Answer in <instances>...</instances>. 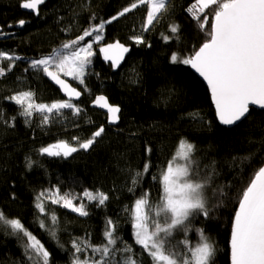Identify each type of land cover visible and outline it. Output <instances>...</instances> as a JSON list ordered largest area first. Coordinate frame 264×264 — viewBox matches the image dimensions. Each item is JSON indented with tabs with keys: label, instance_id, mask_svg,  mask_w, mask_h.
Returning <instances> with one entry per match:
<instances>
[{
	"label": "trees",
	"instance_id": "1",
	"mask_svg": "<svg viewBox=\"0 0 264 264\" xmlns=\"http://www.w3.org/2000/svg\"><path fill=\"white\" fill-rule=\"evenodd\" d=\"M23 2L0 0V28L4 30L0 51L19 58L11 62L0 59V67L5 68L0 76V210L10 219H19L44 244L51 254L50 264H72L73 241L94 246L105 243L108 220L113 221L114 236L119 237L116 247L131 245L140 264H152L135 243L132 207L145 193L151 203L160 201V174L176 157L180 142L186 140L195 145L192 167L198 171L196 178L206 182L209 210L207 217L200 213L190 218L187 239L192 245L199 243L202 229L216 249L213 264H230V235L241 194L255 171L264 165V111L252 109L239 126L223 127L204 82L189 65L172 62L173 55L181 60L188 58L208 41L212 16L207 10L201 15V21L205 15L208 20L202 28L201 21L189 11L195 0H170L167 12L147 31L146 6L105 24L101 43L92 47L84 83L70 80L83 93L78 104L82 111L78 115L65 112L62 119L51 118L44 123L38 112L31 117L21 115V107L9 99L30 91L36 103L50 105L52 99L65 100L42 72L31 67V62L64 51V44L76 40L91 26L111 20L134 0H44L38 15L24 12ZM21 20L24 25L16 29ZM173 25L178 26L177 32L171 31ZM95 35L85 37L78 46L93 41ZM136 36L145 43L137 44L133 39ZM117 41L132 49L119 70L105 62L100 50ZM100 95L121 108L119 127H108V116L90 107ZM100 127H105V132L88 150L80 149L66 158L40 151L59 141L78 146ZM56 189L78 197L74 204L83 202L89 214L80 216L47 199V216L40 213L36 197L42 191ZM85 191L103 192L109 199L98 205L83 196ZM52 213L58 219V241L40 227L41 220L51 226L48 217ZM184 239L183 232L172 238L174 244ZM179 250L183 251V245ZM79 255L81 259L94 255L100 258L91 248ZM125 255L116 251L106 259L117 264ZM0 264H31L24 240L3 224Z\"/></svg>",
	"mask_w": 264,
	"mask_h": 264
},
{
	"label": "snow or ice",
	"instance_id": "2",
	"mask_svg": "<svg viewBox=\"0 0 264 264\" xmlns=\"http://www.w3.org/2000/svg\"><path fill=\"white\" fill-rule=\"evenodd\" d=\"M44 0H24L21 7L33 10L39 14V5ZM170 0H134L111 20L102 21L83 32L76 40L63 45L65 51H55L53 54L31 62V67L46 74L52 81L69 96L68 100L56 101L52 104L35 103L34 93L21 92L9 99L13 100L22 109L21 115L31 117L33 112L43 114V122L47 123L51 113L63 114V109H74L80 113L81 109L71 102V97L79 98L81 93L70 87L58 73L72 76L73 79L84 83L86 66L90 63L89 57L93 55L92 43L81 41L85 37L93 36V41H99L102 37L105 24L117 20L126 13L139 6L147 7V16L144 30L147 31L153 21L160 18L168 10ZM212 16L209 39L195 53L184 59L173 55V63L191 65L192 68L207 81L212 100L215 103L218 119L223 125H235L251 115L250 106H256L264 110V0H195L189 8L197 21H201V15ZM21 26L25 21L18 22ZM208 24L207 15L201 21L203 28ZM178 26L173 25L172 32H177ZM2 34V33H0ZM137 44L145 43L142 37H133ZM167 39V38H166ZM150 47V45H148ZM105 58L112 60L114 66H119L122 54L129 49L117 41L100 49ZM0 59L14 61L19 59L0 51ZM11 64L8 66L10 70ZM55 68V71L50 69ZM5 74V68L0 67V76ZM95 103L106 108L110 114V123L119 120L120 108L107 102V98L99 96ZM104 133L100 127L91 138L79 142L73 146L68 141H59L56 144L40 149L41 153L52 157H69L80 149L88 150L97 142V137ZM73 139L79 140L78 137ZM151 152V148L146 149ZM195 145L182 140L179 151L169 161L160 174L162 195L158 203H151L148 194L137 198L131 211L133 236L135 243L140 245L143 252L151 258L152 264H213L215 246L209 238L199 230L201 241L192 245L187 239V232L191 230V220L194 215L202 213L208 216L206 206L205 187L206 182L198 180V171L192 167L195 164L193 154ZM177 159L183 163H177ZM198 167V166H197ZM148 165H145L147 171ZM140 173H137L139 176ZM155 179V177H154ZM136 183V181H133ZM83 196L89 201H97L98 205H104L109 197L103 192L92 193L85 191ZM36 208L47 216L44 200L53 204H59L68 208L80 216L89 213L83 202L74 204L78 197L70 193L61 194L59 189L55 191L40 192L36 197ZM51 226L40 221V227L46 229L49 234L57 239L55 226L58 219L54 213L48 217ZM0 224L11 228L12 234L24 240V251L31 264H50V252L44 244L30 232L19 219L8 218L3 210H0ZM116 227L112 220L107 221L104 232L105 243L94 246L90 242H72V264H113L111 257L116 251L127 253L117 264H140L135 258L131 245L124 244L123 249L116 247L119 239L114 236ZM185 233V239L173 243L175 233ZM120 243H124L122 240ZM183 245V251L179 246ZM91 248L95 255L91 258L81 259V253ZM231 262L232 264H264V165L254 173L253 178L243 190L239 207L235 213L231 235Z\"/></svg>",
	"mask_w": 264,
	"mask_h": 264
},
{
	"label": "water",
	"instance_id": "3",
	"mask_svg": "<svg viewBox=\"0 0 264 264\" xmlns=\"http://www.w3.org/2000/svg\"><path fill=\"white\" fill-rule=\"evenodd\" d=\"M44 6V3H42V4H40L39 5V11H40V9H41V7H43ZM23 11L24 12H28V13H30V14H33V15H38V14H36L33 10H30V9H25V8H23ZM22 28V26H20V25H17V27H16V29H21ZM10 30H13L14 28L13 27H10L9 28ZM3 32H4V30L2 29V28H0V33H2L3 34ZM2 34H0V35H2ZM111 44H115V43H111ZM121 44H123V43H121ZM125 47H127L128 49H129V51L128 52H125V53H123L122 54V56H123V58L119 61V66L117 67V66H114L113 65V61L112 60H109V59H106L105 58V54L101 51V53L103 54V56H104V59H105V62L106 63H108V64H110V65H113L114 66V68L116 69V70H119V69H121L122 68V66L125 64V62H126V60L131 56V54H132V49H131V47H129V46H126L125 44H123ZM107 46V45H106ZM106 46H104V47H106ZM103 47V48H104ZM190 66V68H191V70H193V72H194V74L196 75V76H198V78L200 79V80H202L203 82H204V84H205V86L207 87V89H209L210 90V87H209V85H208V83H207V81L196 71V69H194V68H192L191 67V65H189ZM51 71H53L52 69H50ZM60 76V78L61 79H63L68 85H70V87H72V88H75L77 91H79L80 93H81V95L79 96V98H77V97H75V96H73V97H71V102H74V103H76V104H79V103H81L82 102V99H83V93H82V91H80L78 88H76L75 86H73V84H72V82L69 80V79H67V78H65L64 76H61V75H59ZM45 77H46V79H47V81L48 82H50V84L53 86V88H55L58 92H59V94H60V96H62L63 98H65V100H68L69 99V96L66 94V92L60 87V85H58V84H56L54 81H52L46 74H45ZM100 96H104V97H106L107 98V102L109 103V104H111L110 103V100H109V98L106 96V95H100ZM210 96H211V91H210ZM99 97V96H98ZM96 100V99H95ZM211 100H212V96H211ZM212 103H213V107H214V111L216 112V108H215V103H214V101L212 100ZM112 105V104H111ZM114 106H118V105H114ZM92 109H96V110H98V111H100L101 113H103V114H105L106 116H108V120H107V126L108 127H112V128H115V127H119V124H120V121H121V108H120V113H118V115H119V120L117 121V122H115V123H110V114L108 113V111H107V109L106 108H102V107H100V106H98L96 103H95V101L93 102V104L90 106ZM252 109H256V110H258V111H264V110H261V109H259L258 107H256V106H250V112H251V110ZM216 118H217V121L219 122V124H221L220 123V121H219V119H218V116H217V113H216ZM243 121H245V119L244 120H242L241 122H238L237 124H235V125H223V124H221L223 127H225V128H227V129H231V128H235V127H237V126H239ZM104 128V132H105V127H103ZM97 139H99V137H97ZM238 210V209H237ZM233 225V224H232ZM231 235H232V231H231ZM230 235V236H231ZM229 247H230V264H232V262H231V239H230V243H229Z\"/></svg>",
	"mask_w": 264,
	"mask_h": 264
},
{
	"label": "rangeland",
	"instance_id": "4",
	"mask_svg": "<svg viewBox=\"0 0 264 264\" xmlns=\"http://www.w3.org/2000/svg\"><path fill=\"white\" fill-rule=\"evenodd\" d=\"M193 14V13H192ZM155 21V20H154ZM153 21V22H154ZM150 27V26H149ZM101 35V34H100ZM101 37H102V35H101ZM101 41H102V38L99 40V41H89V43H92V47H93V45L94 44H100L101 43ZM65 52H67V51H69V50H64ZM89 59H90V57H89ZM36 70V72H40V71H38L37 69H35ZM52 70L53 71H55V68H52ZM86 70H87V66H86V69H85V73H86ZM43 73V72H42ZM44 74V73H43ZM45 75V74H44ZM58 75H61V76H64L65 78H67V79H69V80H72V81H74L75 83H77V84H81L80 83V81L79 80H76V79H73V77L72 76H66V75H64V73H58ZM85 77H86V75H84V79H85ZM33 100H34V102H35V99L33 98ZM56 101H64V100H59V99H52V103L53 102H56ZM36 103V102H35ZM51 103V104H52ZM73 104H75L77 107H79L78 106V104H76V103H74V102H72ZM80 109H82L81 107H79ZM82 111V110H81ZM34 112H36V111H34ZM65 112H71L73 115H78L79 113H76L75 112V110L74 109H63L62 110V113L63 114H57V113H51V114H48L49 115V120H48V122L49 121H51V118H56V119H62V117L64 116V113ZM39 113V112H38ZM40 115L43 117V114H41L40 113ZM47 122V123H48ZM184 161L183 160H180V159H177V163H183Z\"/></svg>",
	"mask_w": 264,
	"mask_h": 264
}]
</instances>
